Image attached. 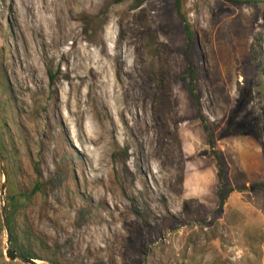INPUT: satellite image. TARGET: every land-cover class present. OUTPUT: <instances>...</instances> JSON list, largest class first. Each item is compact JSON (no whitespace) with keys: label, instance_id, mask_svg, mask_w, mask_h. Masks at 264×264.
Returning <instances> with one entry per match:
<instances>
[{"label":"rangeland","instance_id":"obj_1","mask_svg":"<svg viewBox=\"0 0 264 264\" xmlns=\"http://www.w3.org/2000/svg\"><path fill=\"white\" fill-rule=\"evenodd\" d=\"M0 127L59 264H264V0H0Z\"/></svg>","mask_w":264,"mask_h":264},{"label":"trees","instance_id":"obj_2","mask_svg":"<svg viewBox=\"0 0 264 264\" xmlns=\"http://www.w3.org/2000/svg\"><path fill=\"white\" fill-rule=\"evenodd\" d=\"M186 63L187 74L182 76V80L188 83L190 95L195 98L197 68L193 59L188 56ZM10 139L7 131L0 127V152L6 161L8 173L7 209L13 248L20 256L59 264L57 251L36 233L27 217V212L33 209L42 197L39 175L34 172L32 177L31 174L22 172L15 156V146L12 142L8 143ZM209 142L213 143L211 137ZM34 169H37V166L34 165Z\"/></svg>","mask_w":264,"mask_h":264},{"label":"water","instance_id":"obj_3","mask_svg":"<svg viewBox=\"0 0 264 264\" xmlns=\"http://www.w3.org/2000/svg\"><path fill=\"white\" fill-rule=\"evenodd\" d=\"M0 163H1V167H2V171H3V175H4V181L1 187V201H2V206H1V210H2V217H3V223L6 229V233H7V249H6V256L10 261H20L24 264H40L38 260L36 259H32V258H26L23 256H20L16 250L13 248L12 245V236H11V232H10V225H9V216H8V209L7 206L5 204V195H6V189H7V173L3 164V156L0 152ZM46 264H54L51 262H48Z\"/></svg>","mask_w":264,"mask_h":264}]
</instances>
